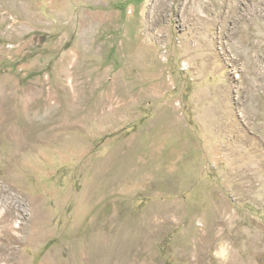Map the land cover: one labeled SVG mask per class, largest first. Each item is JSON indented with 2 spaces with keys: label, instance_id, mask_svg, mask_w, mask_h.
I'll list each match as a JSON object with an SVG mask.
<instances>
[{
  "label": "rangeland",
  "instance_id": "obj_1",
  "mask_svg": "<svg viewBox=\"0 0 264 264\" xmlns=\"http://www.w3.org/2000/svg\"><path fill=\"white\" fill-rule=\"evenodd\" d=\"M0 264H264V0H0Z\"/></svg>",
  "mask_w": 264,
  "mask_h": 264
}]
</instances>
